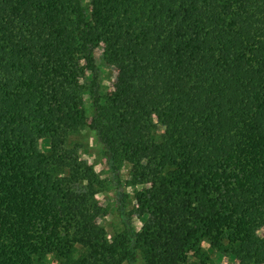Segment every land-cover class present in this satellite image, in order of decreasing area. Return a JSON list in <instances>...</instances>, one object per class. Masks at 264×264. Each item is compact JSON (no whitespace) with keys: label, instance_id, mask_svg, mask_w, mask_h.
<instances>
[{"label":"trees","instance_id":"1","mask_svg":"<svg viewBox=\"0 0 264 264\" xmlns=\"http://www.w3.org/2000/svg\"><path fill=\"white\" fill-rule=\"evenodd\" d=\"M214 252L264 263V0H0V264Z\"/></svg>","mask_w":264,"mask_h":264},{"label":"rangeland","instance_id":"2","mask_svg":"<svg viewBox=\"0 0 264 264\" xmlns=\"http://www.w3.org/2000/svg\"><path fill=\"white\" fill-rule=\"evenodd\" d=\"M103 70V83L104 86L107 88L108 91L112 88V83L114 80L115 73L113 69L107 66L102 67ZM86 76H82L80 78V82H85L87 80V74ZM85 112L87 117L90 115V103L87 99V95L84 94V103H83ZM70 142L76 144L79 147V151L81 153V156L89 163L91 164L96 171L99 173L103 172V159L101 157V152L99 150L98 144L95 141L92 132L88 128H84L80 130L79 132L73 134L70 136ZM129 168L127 165H124L121 171V177L125 181L127 179ZM110 189V187H108ZM137 188H140L139 185L132 187V186H124L123 189L127 191V193L131 196L133 194V191ZM97 201L105 206L110 205L113 202V193L112 191L103 190L102 192H98L96 194ZM112 217L108 214L106 216H99L98 222L105 225L106 230L110 232L112 229ZM137 221V226L140 225V220ZM261 232V231H260ZM205 247H207L206 244H204ZM221 255L225 257V261L227 260V257L229 255L227 254H221L219 252H214L211 254V260L209 264H214L217 255ZM47 264H60L58 261H56L54 258L50 257L47 261ZM235 264H237V260L235 261ZM264 264V263H263Z\"/></svg>","mask_w":264,"mask_h":264},{"label":"clouds","instance_id":"3","mask_svg":"<svg viewBox=\"0 0 264 264\" xmlns=\"http://www.w3.org/2000/svg\"><path fill=\"white\" fill-rule=\"evenodd\" d=\"M87 2H88V0H83V3L86 4ZM46 259H47V257H46ZM235 261H236V258L234 255H229L227 257V260L225 261V257L218 254L214 264H235Z\"/></svg>","mask_w":264,"mask_h":264}]
</instances>
